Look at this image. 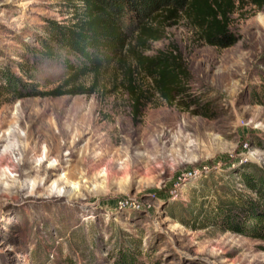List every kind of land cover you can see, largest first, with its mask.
Instances as JSON below:
<instances>
[{
	"label": "rangeland",
	"instance_id": "1",
	"mask_svg": "<svg viewBox=\"0 0 264 264\" xmlns=\"http://www.w3.org/2000/svg\"><path fill=\"white\" fill-rule=\"evenodd\" d=\"M66 1L0 0V264H116L124 253L138 264H264V241L211 224L219 204L253 195L242 173L264 171V6L236 2L237 39L223 48L182 12L149 20L163 36L145 47L127 24L137 52L186 63L185 107L160 98L132 50L74 79L62 60L36 61L53 23L83 15ZM7 72L40 94L10 92ZM78 86L93 92L47 94Z\"/></svg>",
	"mask_w": 264,
	"mask_h": 264
},
{
	"label": "trees",
	"instance_id": "2",
	"mask_svg": "<svg viewBox=\"0 0 264 264\" xmlns=\"http://www.w3.org/2000/svg\"><path fill=\"white\" fill-rule=\"evenodd\" d=\"M237 1L67 0V4L82 7L83 15L72 24L53 23L49 37L40 40L43 48L41 54H35L34 59L45 62L52 58L62 60L72 71L71 79H74L88 73L97 74L104 64L119 60L125 50H132L135 66L150 78L151 87L160 98L169 104L178 102L180 106L187 107L186 97H190L188 92L191 79L186 63L173 53L161 51L156 55H147L143 51L137 52L136 44L129 41L127 24L133 25L134 41L145 47L149 41L159 40L163 36V31L153 27L149 20H157L161 16L176 19L182 12L206 43L228 47L237 39L230 30L231 16ZM249 1L257 7L264 6V0ZM35 62L32 66L36 71ZM25 72L29 79H34L32 73ZM1 77L10 92L16 93L19 85L27 88L29 95L40 94L33 88L34 85L23 83L14 73H3ZM130 89L136 101V115H139L142 94L137 93L132 83ZM91 92L93 89L78 86L68 91L55 90L47 94L75 95ZM203 110V107L197 108L195 113L206 114ZM242 179L245 188L253 195H239L232 201L219 204L211 224L225 231L264 241V171L244 172ZM116 264L138 262L131 254L124 253Z\"/></svg>",
	"mask_w": 264,
	"mask_h": 264
}]
</instances>
